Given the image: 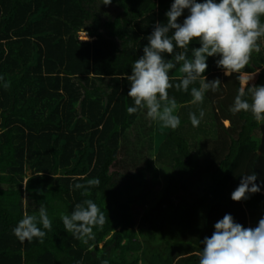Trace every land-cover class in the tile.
<instances>
[{"label": "trees", "instance_id": "trees-1", "mask_svg": "<svg viewBox=\"0 0 264 264\" xmlns=\"http://www.w3.org/2000/svg\"><path fill=\"white\" fill-rule=\"evenodd\" d=\"M98 4L0 0V74L10 83L0 87V264H199L200 241L225 213L244 227L264 213V191L239 202L229 196L242 174L264 179V124L250 113L231 114L242 85L215 66L218 56L209 57L204 75L221 81L218 90L196 105L189 92L168 89L181 125L171 130L149 120L158 139L154 151L149 147L153 159L133 174L111 171L125 132L141 127L144 114L126 112L133 101L125 76L155 24L166 23L171 0ZM258 43L260 52L242 70L259 69L249 85H264V36ZM193 47L198 40L189 57ZM180 67L170 70V81H179ZM200 109L205 116L193 127L189 113ZM91 178L101 183L87 197L72 188ZM84 199L106 217L87 245L59 218ZM41 206L52 230L43 243H21L13 227Z\"/></svg>", "mask_w": 264, "mask_h": 264}, {"label": "clouds", "instance_id": "clouds-1", "mask_svg": "<svg viewBox=\"0 0 264 264\" xmlns=\"http://www.w3.org/2000/svg\"><path fill=\"white\" fill-rule=\"evenodd\" d=\"M112 0H99V4L109 5ZM184 15L182 22L178 18ZM166 23L157 22L147 35L142 55L132 62L131 74L125 78L129 82L127 96L133 101L126 108L129 115L143 111L146 117L171 130L181 125L177 113V101L169 98L168 89L189 92L191 102H204L208 91L218 90L221 81L208 80L204 75L209 57L224 76L237 74L242 85L237 89L229 107L232 115L250 113L257 124H264V85H249L256 72L242 71L249 65L253 51L260 52L259 39L264 36V0H171L165 12ZM198 40L199 47H193L191 56L188 48L191 41ZM84 40V39H82ZM180 48L183 51L175 52ZM168 54L172 59H165ZM180 64L183 74L179 81H170L169 72ZM199 81V87H195ZM192 86V87H190ZM0 87H10V83L0 74ZM203 109L189 113V121L198 127L204 118ZM99 178L88 179L85 183H75L74 190H81L87 197L92 188L98 187ZM264 191V179L258 174H242L239 183L229 194L233 201L248 200L251 194ZM63 229L87 245L95 239V231L102 230L106 217L92 199H84L75 204L70 214L59 216ZM210 237L200 241L202 251L199 264H264V213L254 227H244L225 213L213 225ZM52 230V219L45 207L38 214L25 213L12 229L13 235L21 242L34 238L43 243L47 232ZM102 264H109L107 260Z\"/></svg>", "mask_w": 264, "mask_h": 264}, {"label": "rangeland", "instance_id": "rangeland-1", "mask_svg": "<svg viewBox=\"0 0 264 264\" xmlns=\"http://www.w3.org/2000/svg\"><path fill=\"white\" fill-rule=\"evenodd\" d=\"M108 13H118L121 11L120 8L115 6L105 7ZM251 59V57H250ZM250 64V61H249ZM140 126H144L141 133L137 129H129L125 132L124 137L120 141V149L117 153V158L114 165L111 167V171L114 170L118 173H129L133 174L137 170L141 169L146 160L153 159V156L150 151V146L152 145V150H155L156 139L154 134L152 136V128H154V124L150 123L149 119L146 117L145 113L140 118ZM152 136V137H150ZM140 153V154H138ZM132 154V155H131ZM142 154V157H141ZM150 154V157H148ZM167 172V169H163ZM143 225V220L140 221L139 226ZM102 244V243H101Z\"/></svg>", "mask_w": 264, "mask_h": 264}, {"label": "bare ground", "instance_id": "bare-ground-1", "mask_svg": "<svg viewBox=\"0 0 264 264\" xmlns=\"http://www.w3.org/2000/svg\"><path fill=\"white\" fill-rule=\"evenodd\" d=\"M80 33V32H79ZM83 33V32H82ZM85 36V35H84ZM90 39V38H89Z\"/></svg>", "mask_w": 264, "mask_h": 264}]
</instances>
